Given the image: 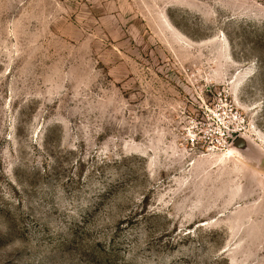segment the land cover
<instances>
[{"label": "rangeland", "instance_id": "rangeland-1", "mask_svg": "<svg viewBox=\"0 0 264 264\" xmlns=\"http://www.w3.org/2000/svg\"><path fill=\"white\" fill-rule=\"evenodd\" d=\"M0 264H264V0H0Z\"/></svg>", "mask_w": 264, "mask_h": 264}, {"label": "water", "instance_id": "water-1", "mask_svg": "<svg viewBox=\"0 0 264 264\" xmlns=\"http://www.w3.org/2000/svg\"><path fill=\"white\" fill-rule=\"evenodd\" d=\"M245 144V141L243 139H238L235 143V146L237 148H240L241 146H243Z\"/></svg>", "mask_w": 264, "mask_h": 264}]
</instances>
